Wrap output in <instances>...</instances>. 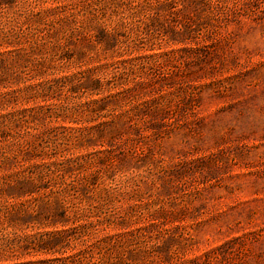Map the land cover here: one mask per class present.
<instances>
[{
  "label": "rangeland",
  "instance_id": "rangeland-1",
  "mask_svg": "<svg viewBox=\"0 0 264 264\" xmlns=\"http://www.w3.org/2000/svg\"><path fill=\"white\" fill-rule=\"evenodd\" d=\"M0 264H264V0H0Z\"/></svg>",
  "mask_w": 264,
  "mask_h": 264
}]
</instances>
